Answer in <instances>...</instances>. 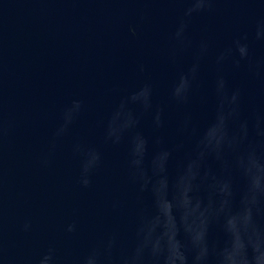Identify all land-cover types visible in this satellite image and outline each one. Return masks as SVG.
<instances>
[{
    "label": "water",
    "instance_id": "water-1",
    "mask_svg": "<svg viewBox=\"0 0 264 264\" xmlns=\"http://www.w3.org/2000/svg\"><path fill=\"white\" fill-rule=\"evenodd\" d=\"M195 63L192 97L176 104L170 91ZM218 74L242 93L240 118L230 123L236 132L252 107L264 110V0H0V264H82L113 233L130 244L140 211L150 216L156 245L185 233L199 239L212 203L211 238L224 247L226 264L237 255L244 264H264V242L247 236L248 179L231 167L237 151H226L225 165L207 159L205 185L195 199H183L178 215L171 199L154 212L150 193L137 198L129 180L131 137H159L145 169L150 177L153 153L173 149L168 196L174 199L178 166L193 156L201 135L211 134ZM146 84L154 109L163 108L159 131L131 98ZM122 103L140 123L113 145L106 135L121 121ZM186 115L191 124L180 133ZM226 168L232 195L222 199L207 184Z\"/></svg>",
    "mask_w": 264,
    "mask_h": 264
},
{
    "label": "clouds",
    "instance_id": "clouds-1",
    "mask_svg": "<svg viewBox=\"0 0 264 264\" xmlns=\"http://www.w3.org/2000/svg\"><path fill=\"white\" fill-rule=\"evenodd\" d=\"M183 29L177 33L181 36ZM259 35V34H258ZM206 45L202 46V52ZM222 57L218 58L220 63ZM199 63L193 64L187 72L178 77V85L170 91V99L179 105L189 103L197 81L199 79ZM216 97V110L214 114L211 134H203L197 140L194 154L177 169L174 184V199L168 196L169 191V162L172 159L173 149L160 147L151 157V176L145 169V158L149 152L150 143L161 144L159 137L151 140L143 133L137 132L129 140L127 152V169L129 180L136 191L137 198L144 193H150L152 208L159 212L161 205L166 200H172L173 208L178 215L182 209L183 199H195L205 185L206 181L201 175V169L209 157L217 163L225 165V153L228 150L237 151L239 154L231 167L239 170L240 174L247 177L248 185L242 194L245 207L252 219L247 230L251 240L264 242V224L258 221L264 218V110L252 107L247 119L240 122L236 132L231 131L230 123L239 120L242 93L240 89H230L226 78L218 74L214 83ZM138 102L142 113L149 114L152 119L154 131L164 127V112L162 107L154 109L152 102L151 85L146 84L131 97ZM122 117L119 124L113 121L109 125L106 139L113 145H119L125 131L139 125L140 118L131 112L124 111L125 105L120 106ZM191 124L190 115H186L180 122L179 132L186 133ZM251 141L249 142V138ZM247 142L243 152H239L240 145ZM100 154L93 151L92 162L98 164ZM193 161H196L194 164ZM87 187L89 180L83 181ZM211 194L220 198L232 195V181L230 169L225 170L221 176L215 177L207 184ZM215 203L208 210V227L204 235L197 239L189 233L181 238L177 235L172 240H164L159 245L153 240L147 230L150 216L140 211L133 229L132 241L128 245L120 243V234L113 233L94 247L82 261V264H226L225 249L215 244L211 238V228L216 222ZM76 226L68 229L74 232ZM246 257L237 255L235 264H244ZM250 259V258H248Z\"/></svg>",
    "mask_w": 264,
    "mask_h": 264
}]
</instances>
